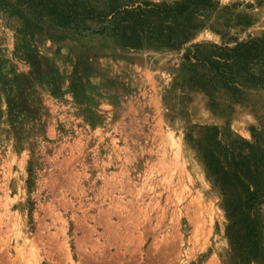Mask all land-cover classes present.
Here are the masks:
<instances>
[{"label":"rangeland","instance_id":"rangeland-1","mask_svg":"<svg viewBox=\"0 0 264 264\" xmlns=\"http://www.w3.org/2000/svg\"><path fill=\"white\" fill-rule=\"evenodd\" d=\"M188 22L170 48L0 0V264H257L233 243L203 155H261L264 184V89L194 80L212 74L206 51L264 38V0H210ZM252 212L264 262V201Z\"/></svg>","mask_w":264,"mask_h":264},{"label":"trees","instance_id":"trees-1","mask_svg":"<svg viewBox=\"0 0 264 264\" xmlns=\"http://www.w3.org/2000/svg\"><path fill=\"white\" fill-rule=\"evenodd\" d=\"M96 1L14 0V3L30 13H45L59 27L72 25L76 30L90 31L92 34L110 32L120 35L124 41L132 42L140 41L147 34L154 40L165 42L163 44L170 48H179L188 42L184 34L193 28L189 25V16L210 3V0H182L174 7L164 8L148 4L131 8L113 5L101 11L93 5ZM153 16L160 17L159 20L168 24L162 26L153 23ZM93 25H99V28L93 29ZM181 32L182 37L177 41L175 37ZM202 57L200 63L206 64L212 74H201L194 80L197 87L208 91L218 83L227 90H235L236 86L264 89V38L238 43L233 48L215 47ZM193 58L198 60L195 55ZM261 159V155H250V158H241L239 162L230 158L221 164L215 156L203 155L205 167L220 188L226 210L233 221V243L241 249L240 256H246L245 260H256L257 264L264 262L258 253L260 222L253 217L252 211L264 201V184L258 183ZM229 166L234 169H229ZM241 178L251 182L253 190L243 184Z\"/></svg>","mask_w":264,"mask_h":264}]
</instances>
